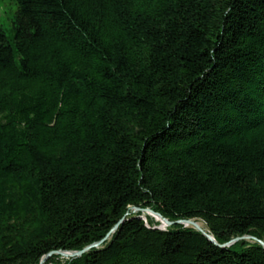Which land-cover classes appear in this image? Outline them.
Here are the masks:
<instances>
[{"label":"trees","instance_id":"1","mask_svg":"<svg viewBox=\"0 0 264 264\" xmlns=\"http://www.w3.org/2000/svg\"><path fill=\"white\" fill-rule=\"evenodd\" d=\"M9 1L0 264H264V0Z\"/></svg>","mask_w":264,"mask_h":264},{"label":"water","instance_id":"2","mask_svg":"<svg viewBox=\"0 0 264 264\" xmlns=\"http://www.w3.org/2000/svg\"><path fill=\"white\" fill-rule=\"evenodd\" d=\"M134 212H145L148 213L154 217H156L159 221H161V225L157 226V228H161V229H165L168 226H172L175 224H183L185 226H192L194 228H196L198 231L202 232L203 234H205L211 241L219 244L217 242V240L215 239V237L209 233V231H207L199 221H196L195 219H180L177 221H171L168 218L164 217L161 213L154 211L152 208H140V207H133ZM142 218H144L143 215H141ZM124 219H122L119 223H117L113 229L106 235V237L104 239H102L101 241H98L96 243H93L91 245L86 246L84 249L82 250H55V251H51L50 253H48L47 255H45L40 264H44L47 259L49 257H51L52 255H60L62 257L65 258H76V257H81L84 253H86L87 251H89L92 248H96L101 246L104 242H106L110 235L116 231V229L119 227V224L121 222H123ZM253 236L247 235V236H242V237H237L233 240H231L230 242H227L225 244H220L221 246L225 247V246H230L232 244H234L235 242L241 240V239H253ZM259 242L261 243V245L264 247V241L263 240H259Z\"/></svg>","mask_w":264,"mask_h":264},{"label":"rangeland","instance_id":"3","mask_svg":"<svg viewBox=\"0 0 264 264\" xmlns=\"http://www.w3.org/2000/svg\"><path fill=\"white\" fill-rule=\"evenodd\" d=\"M15 12H16V5L12 1L0 0V31L3 30L7 35H11L12 19L15 15ZM145 214L143 215L144 219L147 217V215H149L152 217V219H154V222H158L159 224L158 226L161 225V221H159L156 217L148 213ZM200 223L206 229L205 223L204 222H200ZM62 258L66 259L65 257Z\"/></svg>","mask_w":264,"mask_h":264}]
</instances>
